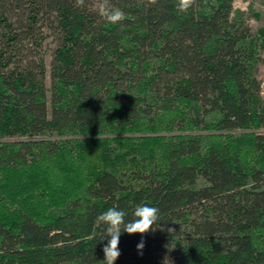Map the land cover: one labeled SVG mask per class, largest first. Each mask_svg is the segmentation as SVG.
I'll return each mask as SVG.
<instances>
[{
    "label": "trees",
    "instance_id": "1",
    "mask_svg": "<svg viewBox=\"0 0 264 264\" xmlns=\"http://www.w3.org/2000/svg\"><path fill=\"white\" fill-rule=\"evenodd\" d=\"M234 1L0 0V264H104L97 217L142 204L115 264H264V28Z\"/></svg>",
    "mask_w": 264,
    "mask_h": 264
},
{
    "label": "clouds",
    "instance_id": "2",
    "mask_svg": "<svg viewBox=\"0 0 264 264\" xmlns=\"http://www.w3.org/2000/svg\"><path fill=\"white\" fill-rule=\"evenodd\" d=\"M191 0H178L177 7L184 11L190 7ZM121 12L119 10L109 9L107 20L111 23H116L121 19ZM159 209L149 206L147 204L137 205L134 210L135 219L125 221L127 213L123 209L108 208L101 212L97 220L105 225V235L110 237L107 244L103 248L104 264H115L117 258L120 256L118 244L123 233H146L151 227L155 225L158 219ZM123 225V227H121ZM138 248L143 247V243L137 245Z\"/></svg>",
    "mask_w": 264,
    "mask_h": 264
},
{
    "label": "rangeland",
    "instance_id": "3",
    "mask_svg": "<svg viewBox=\"0 0 264 264\" xmlns=\"http://www.w3.org/2000/svg\"><path fill=\"white\" fill-rule=\"evenodd\" d=\"M234 9L235 11L239 10L245 13L246 18L252 27L254 31H258L261 28H264V0H235L234 1ZM54 47V44L51 43L48 40V43H46V62L49 64L51 59V52ZM255 75L259 79L262 85V96L264 98V49L260 52V58L259 61L255 65ZM48 86H50V79L48 75L47 80ZM260 131H264V129H261ZM169 132H167L168 134ZM206 134L207 132H203V134ZM228 133V132H223ZM201 134V133H200ZM153 135V136H152ZM242 133L234 132V136L240 137ZM144 137H154L155 134H142ZM167 238L165 235L161 237V240H166ZM159 258L163 257L161 260L162 264H173V256L174 251L171 247H164L160 249V251L157 252V255Z\"/></svg>",
    "mask_w": 264,
    "mask_h": 264
}]
</instances>
